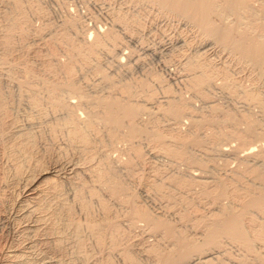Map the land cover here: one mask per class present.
I'll return each instance as SVG.
<instances>
[{
	"label": "bare ground",
	"instance_id": "6f19581e",
	"mask_svg": "<svg viewBox=\"0 0 264 264\" xmlns=\"http://www.w3.org/2000/svg\"><path fill=\"white\" fill-rule=\"evenodd\" d=\"M113 1L90 30L38 0H0V207L25 242L0 264H264V0ZM146 17L191 49L174 82L200 110L156 75L140 95L86 78L112 86L99 54L120 66Z\"/></svg>",
	"mask_w": 264,
	"mask_h": 264
},
{
	"label": "rangeland",
	"instance_id": "374dc122",
	"mask_svg": "<svg viewBox=\"0 0 264 264\" xmlns=\"http://www.w3.org/2000/svg\"><path fill=\"white\" fill-rule=\"evenodd\" d=\"M36 2H37V0H36ZM39 2L41 3L40 5L42 7H44L43 9H46L45 10L46 12L49 10L50 13L49 12H47V13L50 14V16L52 17L51 20H53V22H56V23L59 22L61 20V18L65 17L68 13H70L71 16H73V17L75 16L76 18L78 16L82 15L84 17V19H86L85 23L87 24V27L90 28V30H92L95 26L99 25L101 22H103V24H105V22L108 21L107 13L111 7L114 9H118V7H120V5L115 3L113 0H107V1L106 0H63L62 1L63 3L60 2L59 6H57V5L52 6L48 2V0H38V3ZM112 8H111V10H112ZM149 19L147 18L145 20L146 23L144 22L145 23V27H144L145 32L143 29V31L140 32L141 35H140V33L138 35L139 41L135 42L134 44H130L129 46L123 48V51H122V54L124 53L122 56L123 61H122L120 66L117 65V63L115 61L116 58L113 55L107 56V53H104V51H102L101 54H99V52H98V54L101 57V58L99 57V60L102 59L99 61V64L102 65L101 67L103 68L104 71H106V72L109 71L108 74L110 75V78H113L112 86H110L111 88L107 84H104L103 82L100 81L101 79H100L99 75H97L95 77L93 75H90L89 72H85L86 78L87 79L89 78L90 80L88 79V81L89 82L91 81V83L92 82L97 83V81H98L97 84H99V87H100L98 91L99 92L101 91V93H105L106 90H108L107 92L115 93L116 92L115 90H117V88L123 87L122 85L128 84L131 86V84H132L131 87L134 86L132 89L133 90L135 89L134 92H138L137 93V95H138L141 90H140V88L137 87L136 83L144 81V82H147L148 85H150L151 79H152L151 76L155 77V75H156V76H159L165 80V82H164L165 87H168L169 90H171L173 92L176 91V93H180L182 91L181 92L182 96L187 101L191 102L192 99L195 98V99H193L194 101H192V103H191L193 105L192 108L200 110L201 108L204 107L203 98L201 99L199 97L194 96V94L192 92H188V90L185 89L181 84L178 83L179 84V86H178V84H176L174 82V79L177 76H179L181 73L182 74L184 73V72H182L181 67L178 64L179 63L178 61L181 60V58H180L181 54H184L185 52L189 53L191 51V49L188 50L185 47L183 48V47H181L180 43L177 44L173 40L168 39L169 37H167V35L172 36L173 32H174L173 36L175 37V31H174V28H172L168 24H166L167 22H165L163 20L156 21L154 19H151L152 22H147ZM160 22H161V24H160ZM36 23H38L37 21H35V25L38 26L39 23L38 24H36ZM157 24H158V26H157ZM147 27L148 28L150 27V28L148 29ZM163 27H165V31H168V32H165V31L161 32L162 29L164 30ZM169 27L172 29H170ZM160 28H161V30H160ZM182 28H184V26H182ZM184 29L187 30V28H184ZM188 34H190V33H187V35ZM159 42H161V43H159ZM138 43H140L141 45ZM160 44H162V49H161L162 51L161 52H159V50H158V47ZM140 47H144L145 49H148L147 52H145L143 55H141V57H142L141 62L136 64V63H134V60H131L132 57H131V59H127L128 56L133 55V57H134L136 55L142 54V51H140ZM207 48L208 49L210 48V50L208 52V57L210 59L213 58V60H216L218 63H220L223 55L220 52H217V50H219V48L214 46V44L209 45ZM157 50H158V52H156ZM215 50H216V52H215ZM217 55H218V57H217ZM220 55H222V56L220 57ZM211 56H213V57H211ZM115 63H116V65H115ZM92 64H94V62ZM92 80H94V81H92ZM150 86H153V85H150ZM108 87L110 88V90ZM101 88L103 91L101 90ZM154 88H156V87H154ZM151 90H153V87ZM155 90L157 93L160 92V91H157V89H155ZM215 92H217V91H215ZM159 95H160V93L157 94V97H159ZM209 95H210V97L212 96V94H210V93L208 94V96ZM217 96H218V94H217ZM134 99L136 100L137 98L135 97ZM216 99H217L216 100L217 103L222 105V107H223L222 100L220 98H216ZM211 100L213 101L214 99H210L209 101H211ZM142 117H143V119H147V117L145 115ZM189 124H190V120H188V118H184L180 127H183V129H186L189 126ZM206 132H207V130H206ZM229 146L225 147V148L234 149V147H236V148L240 147V145L237 141L236 142L235 141L230 142ZM230 162H232V161H230ZM233 163L234 162L230 163L228 166L232 167V168L235 167V163L234 164ZM4 206L5 205L0 207V219H1V222H0L1 223V227H0V230H1L0 231V238H1L0 239L1 240V242H0V256L2 254H6L7 252H9L12 249V246L16 247V245L20 243V240L22 238L20 236V234L22 235V231H23V226H21L20 223L17 224L18 220L13 217L14 215H13L12 211L10 212V209L6 208L7 206H5V207ZM12 217L14 219H12ZM137 233L139 234V230H137V231L135 230L134 234L137 235ZM22 239H24V238H22ZM68 240L69 239H67V242H69V243H65L66 241L63 243L66 248L68 247L67 252H68V250L71 251V249L73 248L72 243H70V241H68ZM15 242H17V243H15ZM19 245L21 247H24L25 242L23 244L21 243ZM49 256H50V259H49ZM61 258H62V260H61ZM46 260L52 264H60V263L63 264L64 263L63 261H65V258L61 257V256L59 258V255L48 254ZM114 264H121V263L114 260Z\"/></svg>",
	"mask_w": 264,
	"mask_h": 264
}]
</instances>
